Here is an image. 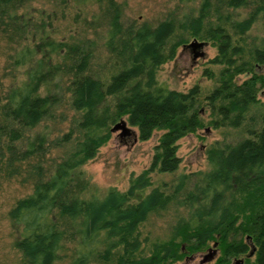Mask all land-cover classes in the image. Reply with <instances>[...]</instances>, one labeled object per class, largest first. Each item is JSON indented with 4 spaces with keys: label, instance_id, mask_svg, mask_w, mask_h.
Wrapping results in <instances>:
<instances>
[{
    "label": "trees",
    "instance_id": "16d2710c",
    "mask_svg": "<svg viewBox=\"0 0 264 264\" xmlns=\"http://www.w3.org/2000/svg\"><path fill=\"white\" fill-rule=\"evenodd\" d=\"M32 1L0 0V167L50 145L65 151L49 169L33 163L31 192L8 211L20 264H54L65 250L67 264H173L210 240L220 251L214 264L241 254L244 264H264V116L257 126L250 114L264 86V70L255 68L264 64V0H181L198 1L197 13L137 25L121 20L124 5L116 0H44L48 8L39 9ZM91 5L98 11L88 20ZM57 18H69V34L57 36ZM256 22L263 34L248 41ZM79 23L75 32L107 24L105 47H127L125 60L107 77L92 72L97 41L74 34ZM186 35L210 40L217 48L211 62L223 65L219 84L204 97L198 84L182 91L157 79ZM202 100L214 127L244 126L247 136L213 142L206 150L209 168L179 174L170 191L153 185L152 172L178 169V139L203 125ZM63 103L74 112L67 131L54 139L44 129L32 135ZM122 116L139 140L162 132L149 166L132 173L125 189L100 191L81 166ZM173 202L187 210L185 217L146 252L139 226Z\"/></svg>",
    "mask_w": 264,
    "mask_h": 264
},
{
    "label": "rangeland",
    "instance_id": "374dc122",
    "mask_svg": "<svg viewBox=\"0 0 264 264\" xmlns=\"http://www.w3.org/2000/svg\"><path fill=\"white\" fill-rule=\"evenodd\" d=\"M124 5L121 20L127 25L139 24L143 21L155 23L157 20L174 16L176 19H186L197 13L198 1L184 3L181 0H116ZM48 8V3L44 0H33L31 8ZM32 10V9H31ZM71 11V10H70ZM98 6L91 5L86 7L85 15L88 20L97 13ZM72 12V11H71ZM71 15V14H70ZM70 20L57 18L54 21L57 26V36L69 34L68 27ZM74 26L72 32L78 37H90L96 39L94 48V57L91 61L92 72L99 77H107L108 74L117 70L119 62L125 60L126 50H120L117 47L115 52H111L104 45V33L107 24H100L97 27H90L85 31L77 30ZM263 34L262 26L256 22L249 30L247 39L257 40ZM123 35H126L124 33ZM185 42L177 46L175 55L160 65L157 72V79L160 83L170 88L186 91L194 84H198L201 89V97L208 94L215 86L219 84L220 68L222 64L213 63L211 59L216 55L217 48L210 40L186 35ZM193 38L206 41V45L198 51L202 54L193 56L191 47L183 46ZM248 46H251L247 42ZM256 71L262 72L264 64L256 65ZM242 73L237 76L240 82L250 74ZM8 82V79H6ZM259 102L251 107L250 114H256L257 126L263 121L264 116V86L258 92ZM201 115L203 125L195 132L188 133L178 139L177 154L181 161L175 172L154 171L151 173L153 185H160L167 191H170L177 176L181 173L204 172L209 168L207 159V148L216 140L225 142H234L247 136L242 127L218 126L214 127L210 122L211 114L209 106L205 100H202ZM54 116L43 120L36 128L32 130V135L46 131L49 138L67 131L74 119L73 110L69 109L66 103L56 106ZM126 119L125 116H122ZM121 118V117H120ZM119 118V119H120ZM117 119L116 121H118ZM112 122L111 126L116 122ZM247 122V121H246ZM244 122V125L247 123ZM128 125H130L128 123ZM135 133L119 135V130L111 131L110 138L99 147L97 154L82 164V169L90 177V181L103 191L108 186H116L123 190L128 186L129 177L132 173L137 174L147 168L153 155V146L157 142L161 130H155L152 136L147 140H139L136 136V127L130 125ZM48 146V145H47ZM42 153H35L21 161H16L10 166L0 167V264H20L21 253L16 246L17 231L11 224L8 216L9 209L15 204L16 200L32 190L34 174H32V165L43 164L45 169H49L56 160L65 151V147L48 146ZM45 153V154H44ZM44 154V157L42 156ZM199 176V175H195ZM195 181V180H194ZM193 184V181L191 182ZM176 202V201H175ZM173 202L167 209L152 212L138 230L140 238L143 239V247L147 252L155 241H164L170 237L172 226L177 219L185 217L186 209L179 207ZM176 204V206H175ZM214 240L208 241L202 249L188 253L182 258L173 262V264H214L220 254L218 249L213 259L200 262L207 249L216 246ZM217 247V246H216ZM68 252L62 251V257L57 259L54 264H67ZM244 258V254L237 255L227 264L234 262L236 258ZM242 264H244V259Z\"/></svg>",
    "mask_w": 264,
    "mask_h": 264
},
{
    "label": "water",
    "instance_id": "95a60500",
    "mask_svg": "<svg viewBox=\"0 0 264 264\" xmlns=\"http://www.w3.org/2000/svg\"><path fill=\"white\" fill-rule=\"evenodd\" d=\"M204 45H206V41L198 40L197 38H193L190 42L183 44V46L193 47V48H203ZM198 54H202L201 52ZM195 55H197L195 53ZM194 55V56H195ZM111 131L119 130V135H127L130 133H135V130L128 125V121L121 117L118 121H116L111 127ZM137 136V132H136ZM216 244V242L214 243ZM211 252L203 254L202 258L200 259V262L206 261L208 258L212 257L213 252H215L214 247H210ZM251 252V251H250ZM244 258H236L233 263L231 264H241L243 262Z\"/></svg>",
    "mask_w": 264,
    "mask_h": 264
},
{
    "label": "flooded vegetation",
    "instance_id": "af4514ba",
    "mask_svg": "<svg viewBox=\"0 0 264 264\" xmlns=\"http://www.w3.org/2000/svg\"><path fill=\"white\" fill-rule=\"evenodd\" d=\"M191 49H192V53H193V56H194L195 53H196V54L200 53V51H198V50H200V49H202V48H193V47H191ZM211 251H212V250H210L209 248L207 249V253H208V252H211ZM217 251H218V248L215 246V252H213L212 257L208 258L206 261L213 259L214 256L216 255ZM241 264H242V263H241Z\"/></svg>",
    "mask_w": 264,
    "mask_h": 264
}]
</instances>
